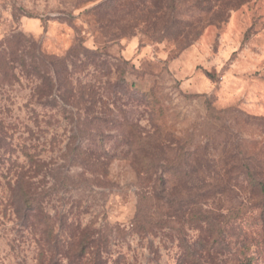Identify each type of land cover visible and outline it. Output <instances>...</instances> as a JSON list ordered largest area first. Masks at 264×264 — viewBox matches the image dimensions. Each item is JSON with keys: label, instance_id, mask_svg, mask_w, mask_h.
<instances>
[{"label": "rangeland", "instance_id": "374dc122", "mask_svg": "<svg viewBox=\"0 0 264 264\" xmlns=\"http://www.w3.org/2000/svg\"><path fill=\"white\" fill-rule=\"evenodd\" d=\"M12 38L67 58L80 99L0 71V264H77L87 227L97 264H264V0H0L10 63Z\"/></svg>", "mask_w": 264, "mask_h": 264}, {"label": "trees", "instance_id": "16d2710c", "mask_svg": "<svg viewBox=\"0 0 264 264\" xmlns=\"http://www.w3.org/2000/svg\"><path fill=\"white\" fill-rule=\"evenodd\" d=\"M6 40V45L8 49H10V55L14 56L13 61L8 62L6 53L2 51L0 53V71L4 73H9L10 70L14 69V64H17L21 70H23L27 75H31L36 72L38 79L40 80V85L36 89L38 91V95L40 98L51 96L54 89L58 91V97L62 100L65 104H70L72 106H77L79 104L80 97L73 91L70 82V71L68 70V66H66L67 58L66 59H58L49 57L44 55L36 50L32 45L30 50L33 53L31 55L30 51L24 54L22 51L16 50V46L21 43L20 39L17 40ZM12 47L15 51L12 50ZM80 49V48H79ZM83 49V48H81ZM85 50V55L88 59L91 57H97L98 53ZM78 49L74 48L70 51V55H75ZM72 68H75V65L72 63ZM3 128L2 124L0 123V140H2ZM68 150L70 155L74 156L75 158H80L83 162H86L87 166L92 168H97L100 172H104L107 164L105 163L104 157L99 154H91L83 151L80 146H75L74 144L68 146ZM155 155H142V154H134V159L136 162L146 163L150 159L155 158ZM38 165V164H37ZM39 166V165H38ZM37 166V167H38ZM39 168V167H38ZM140 175V179L142 182L149 186V191L147 194H141L139 196V200H147V199H155L157 202L161 199V195H163L166 191L161 186H157L158 177L155 178L156 172L152 169H141L138 171ZM27 171L20 172L17 175V184L19 186V194L21 195L24 203L28 208H32L37 200V198H33L30 193V179L27 177ZM151 195V196H149ZM141 203V202H140ZM33 204V205H32ZM72 208L75 207L74 201L71 202ZM167 204L170 203L167 201ZM141 213V208L138 207V214ZM80 237L79 241L76 245L77 252L75 255V259L77 260V264H97V256L96 248L102 247L104 241L103 238L100 240H96L92 238L90 235V227L79 229ZM91 248H94L91 251ZM98 253V252H97Z\"/></svg>", "mask_w": 264, "mask_h": 264}]
</instances>
